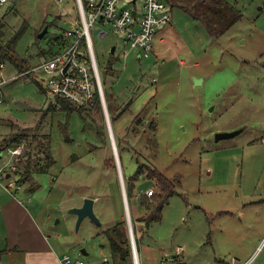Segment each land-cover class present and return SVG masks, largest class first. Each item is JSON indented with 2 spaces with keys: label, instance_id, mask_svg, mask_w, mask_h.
<instances>
[{
  "label": "rangeland",
  "instance_id": "374dc122",
  "mask_svg": "<svg viewBox=\"0 0 264 264\" xmlns=\"http://www.w3.org/2000/svg\"><path fill=\"white\" fill-rule=\"evenodd\" d=\"M167 1L172 21L157 30L156 55L148 60L137 61L134 51L120 57L122 49L110 54L117 43L114 33L101 40L92 28L111 132L101 106L88 117L78 110L69 116L52 111L38 83L9 62L0 104V153L10 159L6 140L16 133L25 137L23 154L12 161L22 172V179L16 168L12 175L20 188L8 192L11 177L0 180V199L7 193L21 200L44 221L60 254L73 259L91 263L110 256L112 264H135L133 255L127 263L111 255L107 230L124 220L129 237L132 225L140 264H263L264 225L252 235L249 225H236V218L219 213L238 192L264 199L258 192L264 178V0H224L243 15L214 37L186 11L200 12V0ZM120 6L129 7L127 1ZM0 12L3 44L18 36L16 53L31 69L78 18L76 0H8ZM45 26L49 33L39 38ZM131 99L133 105L115 119ZM138 114L146 117L134 132ZM234 130L242 132L216 139L218 132ZM47 159L55 163L43 166ZM142 164L150 173L154 169L181 181L162 219L148 226L137 222L149 216L147 210L136 217V209H144L142 192L154 190V197L159 188L153 180L136 178ZM132 186L134 197L128 194ZM87 198L96 200L101 226L86 218L77 227L78 216L70 210ZM254 217L252 212L249 219Z\"/></svg>",
  "mask_w": 264,
  "mask_h": 264
},
{
  "label": "built area",
  "instance_id": "2783aa9c",
  "mask_svg": "<svg viewBox=\"0 0 264 264\" xmlns=\"http://www.w3.org/2000/svg\"><path fill=\"white\" fill-rule=\"evenodd\" d=\"M124 1L129 7L120 6ZM7 3L8 0H0V10ZM76 8L78 18L70 29L55 37V49L45 50L39 64L23 75L35 74L47 91L48 103L58 109L63 108L62 102L86 111L100 104L111 129L109 104L96 57L92 28L97 29V36L101 40L114 33L117 43L112 47H115L116 53L122 49L118 56L126 58L128 53L134 51L137 61L142 62L154 55L157 30L170 24L172 8L166 0H76ZM8 65L9 61L0 51V104L4 102V86L9 80L4 74ZM23 146L8 148L7 153L11 156L8 160L0 153L3 155L0 158V180L7 178L8 174L12 179L15 169L13 157L23 154ZM18 183L12 179L5 189L12 191L16 186L20 188ZM147 195L152 197L153 190ZM62 261L63 264H91L78 257L73 259L68 254L63 256ZM111 262L110 256H104L101 263L92 264Z\"/></svg>",
  "mask_w": 264,
  "mask_h": 264
},
{
  "label": "trees",
  "instance_id": "16d2710c",
  "mask_svg": "<svg viewBox=\"0 0 264 264\" xmlns=\"http://www.w3.org/2000/svg\"><path fill=\"white\" fill-rule=\"evenodd\" d=\"M167 1V0H166ZM168 2V1H167ZM207 3V4H204ZM169 4V3H168ZM203 4L201 7L206 6L207 9L206 11H202L200 5ZM197 7H200L198 10L200 12L194 11L193 8L186 7V11L191 12V15L194 19H197L201 21V23H204L207 27L208 32L210 35L215 36L217 34L222 35L227 32V30L232 27L234 24L237 23L242 18V13L240 10L237 9L236 6H233L229 4L228 2H225L224 0H200V3H196ZM219 20V21H218ZM3 32H0V51L3 54V57L7 59L9 62L14 64L16 70L18 71L19 74H24L28 70L31 69V64L27 63V60L20 59L18 54L16 53V46L17 45V39L18 36L12 38L11 40H8L6 44H3ZM44 51L41 52V54ZM33 73H28L27 75H30L39 85L40 90L44 91L45 93L47 92L46 89L42 87L40 82L38 81L36 76L32 75ZM35 75V74H34ZM51 108V110H62L64 113H67L69 116L71 113H73L74 110H78L82 115H88L90 113H93L94 111H97V108H100V104H97L94 108L88 109L87 111L84 109L76 108L75 106H70L64 102H62L63 108L58 109L51 103L48 104ZM133 105V99L130 100L128 105L123 109V111H119L118 115L116 116L115 119H119L120 115L123 112H126L128 108H130ZM128 107V108H127ZM147 109V105L143 108V110ZM101 110V109H100ZM84 113V114H83ZM144 111L142 112V114ZM146 116H140V114L135 116L134 121L132 124L136 128L133 129L135 132L137 130V127L141 125L144 121ZM92 118V122H93ZM96 123L94 122L93 125ZM97 126V125H95ZM151 127L155 131L157 128V124L155 120L151 122ZM98 131V134L101 135V130L99 128H96ZM99 129V130H98ZM25 136H21L20 134L16 133L15 137L12 138L10 141L7 139L6 141V149L15 147V146H21L24 145V138ZM23 157V156H22ZM45 165L43 166H50L51 164L55 163L52 162L50 159H47L46 162H44ZM16 168V166L14 167ZM43 170V168H42ZM17 174L20 176L22 179V172L20 168H16ZM29 171V170H27ZM147 168V165H140L139 169L137 170L136 173V178L138 177H144V179H150L153 180L154 185L156 184L159 188V192L154 195L149 196L147 193L142 192V199H141V204L143 207H146L147 212L149 213V216L147 218L139 219L138 221L145 222V224L148 226L149 224L153 223L154 221H160L162 219V209L164 206L169 202V199L174 196L177 191L176 188L181 184L180 180H177L176 178H166L164 174L161 172L152 169L151 173ZM26 178L29 177V173L26 174ZM137 178V179H138ZM27 180V179H26ZM133 186L131 187L130 191L128 190V194L132 197L133 195ZM154 194V190H153ZM156 203V206L154 207L152 204ZM137 221V222H138ZM109 242L111 244V255L113 258H119L122 262L124 261L125 263L129 262V258L132 256V244L130 243V237L127 234V230L125 228V221L123 220L122 222L112 226L109 230H107Z\"/></svg>",
  "mask_w": 264,
  "mask_h": 264
},
{
  "label": "crops",
  "instance_id": "0c3cea01",
  "mask_svg": "<svg viewBox=\"0 0 264 264\" xmlns=\"http://www.w3.org/2000/svg\"><path fill=\"white\" fill-rule=\"evenodd\" d=\"M159 40L164 41L163 37ZM154 55H156V50ZM260 182L258 186L261 191L258 192L262 197L264 196V178ZM254 194L257 193L246 195L238 192L234 194L231 196L233 200L222 206L223 210L219 213L220 216L236 218L237 220L232 221L236 225H249L252 235L258 234L264 225V199L259 201L253 196ZM142 208H144L142 212L139 208L136 209V217L147 213L145 207L142 206ZM252 212L255 217L250 220L249 216ZM221 231L225 230L221 229ZM256 248L257 246L252 247L248 252L252 253L253 250L255 252ZM64 255L66 253L60 254V245L51 241L44 221L41 222L37 215L26 208L15 196L7 193L3 195L0 199V264H63ZM137 259H139L138 249ZM92 263H101V261H92ZM138 264H140V259ZM232 264H237V262L234 261Z\"/></svg>",
  "mask_w": 264,
  "mask_h": 264
},
{
  "label": "water",
  "instance_id": "95a60500",
  "mask_svg": "<svg viewBox=\"0 0 264 264\" xmlns=\"http://www.w3.org/2000/svg\"><path fill=\"white\" fill-rule=\"evenodd\" d=\"M50 27L45 26L44 30L42 32H40L39 34V38H43L44 36H46L49 33ZM115 53V47H112L110 49V54H114ZM201 83V79H196V85ZM109 126V130L111 132L110 129V125ZM242 131L241 130H234V131H229V132H218L216 134V139L219 141L221 139H228L229 137H234L238 134H240ZM113 141L114 138H113ZM118 163V160H117ZM119 165V163H118ZM10 174L7 175V178H10ZM96 200L94 198H87L84 201V204L81 207H75L74 209L70 210L71 214H76L78 216V220H77V227L80 226L81 222L83 220H85L86 218H90L92 219L95 223H97V225L101 226V222L99 220V218L97 217L96 213H94V205H95ZM130 222V221H128ZM129 228H130V241L132 243V255H133V259H134V263L138 264V259H137V247H136V243L134 240V232H133V228L132 225L129 224ZM83 255H88V253L86 252L85 249H83L82 251Z\"/></svg>",
  "mask_w": 264,
  "mask_h": 264
},
{
  "label": "flooded vegetation",
  "instance_id": "af4514ba",
  "mask_svg": "<svg viewBox=\"0 0 264 264\" xmlns=\"http://www.w3.org/2000/svg\"><path fill=\"white\" fill-rule=\"evenodd\" d=\"M115 53H116V51H115Z\"/></svg>",
  "mask_w": 264,
  "mask_h": 264
}]
</instances>
